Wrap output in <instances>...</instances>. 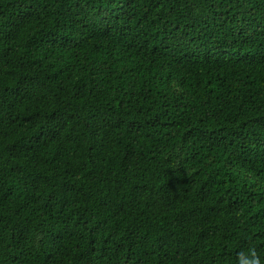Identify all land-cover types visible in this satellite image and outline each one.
Wrapping results in <instances>:
<instances>
[{
  "label": "trees",
  "instance_id": "obj_1",
  "mask_svg": "<svg viewBox=\"0 0 264 264\" xmlns=\"http://www.w3.org/2000/svg\"><path fill=\"white\" fill-rule=\"evenodd\" d=\"M264 259V0H0V264Z\"/></svg>",
  "mask_w": 264,
  "mask_h": 264
},
{
  "label": "clouds",
  "instance_id": "obj_2",
  "mask_svg": "<svg viewBox=\"0 0 264 264\" xmlns=\"http://www.w3.org/2000/svg\"><path fill=\"white\" fill-rule=\"evenodd\" d=\"M236 264H264V259L255 246H248L237 253Z\"/></svg>",
  "mask_w": 264,
  "mask_h": 264
}]
</instances>
